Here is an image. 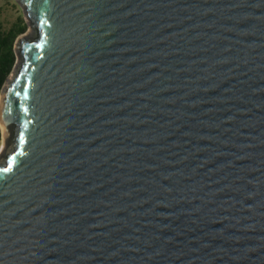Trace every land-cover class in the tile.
I'll return each instance as SVG.
<instances>
[{
  "label": "water",
  "instance_id": "95a60500",
  "mask_svg": "<svg viewBox=\"0 0 264 264\" xmlns=\"http://www.w3.org/2000/svg\"><path fill=\"white\" fill-rule=\"evenodd\" d=\"M16 1L0 264H264V0Z\"/></svg>",
  "mask_w": 264,
  "mask_h": 264
},
{
  "label": "trees",
  "instance_id": "16d2710c",
  "mask_svg": "<svg viewBox=\"0 0 264 264\" xmlns=\"http://www.w3.org/2000/svg\"><path fill=\"white\" fill-rule=\"evenodd\" d=\"M26 28V21L21 16H19L8 29L4 28L3 22L0 19V95L4 83L16 63V53L14 49L15 40Z\"/></svg>",
  "mask_w": 264,
  "mask_h": 264
},
{
  "label": "rangeland",
  "instance_id": "374dc122",
  "mask_svg": "<svg viewBox=\"0 0 264 264\" xmlns=\"http://www.w3.org/2000/svg\"><path fill=\"white\" fill-rule=\"evenodd\" d=\"M19 16L24 18L23 10L16 0H0V19L5 29H8ZM29 29L30 28L27 26L24 32L26 33ZM1 149L0 146V155Z\"/></svg>",
  "mask_w": 264,
  "mask_h": 264
},
{
  "label": "bare ground",
  "instance_id": "6f19581e",
  "mask_svg": "<svg viewBox=\"0 0 264 264\" xmlns=\"http://www.w3.org/2000/svg\"><path fill=\"white\" fill-rule=\"evenodd\" d=\"M31 30H27L25 34H29ZM0 130H1V141H0V146H1V155L7 150L8 142L6 139V128L2 125H0ZM0 155V157H1Z\"/></svg>",
  "mask_w": 264,
  "mask_h": 264
},
{
  "label": "snow or ice",
  "instance_id": "6c2138e0",
  "mask_svg": "<svg viewBox=\"0 0 264 264\" xmlns=\"http://www.w3.org/2000/svg\"><path fill=\"white\" fill-rule=\"evenodd\" d=\"M40 23H42V24H46L47 23V21L46 20H41L40 21ZM25 111H27V109H25ZM24 127L26 128L27 127V122L25 123V125H24ZM23 134L21 133V138H20V140H19V143H23ZM11 167V165H9V168ZM9 168H5V169H3V171H5V172H7L8 170H9Z\"/></svg>",
  "mask_w": 264,
  "mask_h": 264
}]
</instances>
